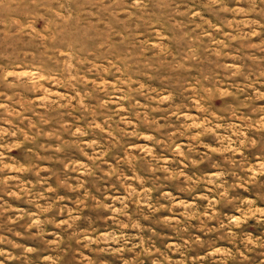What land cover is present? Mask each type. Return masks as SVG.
Segmentation results:
<instances>
[{"label":"rangeland","instance_id":"374dc122","mask_svg":"<svg viewBox=\"0 0 264 264\" xmlns=\"http://www.w3.org/2000/svg\"><path fill=\"white\" fill-rule=\"evenodd\" d=\"M0 264H264V0H0Z\"/></svg>","mask_w":264,"mask_h":264}]
</instances>
